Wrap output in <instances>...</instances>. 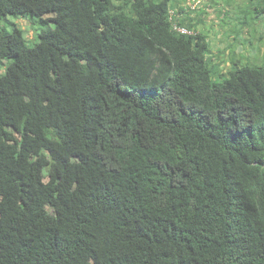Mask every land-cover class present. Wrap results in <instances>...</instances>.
I'll return each mask as SVG.
<instances>
[{"label":"trees","instance_id":"trees-1","mask_svg":"<svg viewBox=\"0 0 264 264\" xmlns=\"http://www.w3.org/2000/svg\"><path fill=\"white\" fill-rule=\"evenodd\" d=\"M173 5L0 0V264H264V56Z\"/></svg>","mask_w":264,"mask_h":264},{"label":"rangeland","instance_id":"rangeland-1","mask_svg":"<svg viewBox=\"0 0 264 264\" xmlns=\"http://www.w3.org/2000/svg\"><path fill=\"white\" fill-rule=\"evenodd\" d=\"M212 1L216 2L212 4ZM174 10L180 12L178 18H193L194 22L203 20L202 25L193 31L206 34L210 43V57L220 64L226 76L230 57L249 58L254 63L264 56V0H173ZM259 12L257 13L256 9ZM189 9V10H188ZM45 14L42 18H51ZM184 17V18H183ZM13 26L21 29L28 43L36 41L40 32L37 17H7L0 22V30L11 31ZM82 60H78V66ZM245 65V61L241 62ZM215 81L219 79L214 78Z\"/></svg>","mask_w":264,"mask_h":264},{"label":"built area","instance_id":"built-area-1","mask_svg":"<svg viewBox=\"0 0 264 264\" xmlns=\"http://www.w3.org/2000/svg\"><path fill=\"white\" fill-rule=\"evenodd\" d=\"M178 32L183 33V34H189L190 32H187L186 30L183 29H176Z\"/></svg>","mask_w":264,"mask_h":264}]
</instances>
